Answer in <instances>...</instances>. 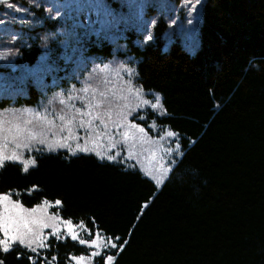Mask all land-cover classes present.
<instances>
[{
	"label": "trees",
	"instance_id": "16d2710c",
	"mask_svg": "<svg viewBox=\"0 0 264 264\" xmlns=\"http://www.w3.org/2000/svg\"><path fill=\"white\" fill-rule=\"evenodd\" d=\"M18 3L24 1H0V11ZM39 15L41 26L10 34V42L23 41L11 68L0 63V111L39 108L45 94L79 85L68 79L69 56L133 59L138 86L158 94L166 112L150 119L179 134L183 157L158 189L139 170L91 154H38L27 171L16 163L1 168L0 194H18L13 199L27 208L61 201L54 211L62 219L116 241L113 264H264V0H205L193 53L167 47L164 20L145 45L132 29L116 54L114 42L72 16L54 18L45 7ZM44 44L51 55L44 84L23 80L18 69L37 65ZM87 254L70 239L51 238L40 255L15 246L0 251V260L70 264L71 256Z\"/></svg>",
	"mask_w": 264,
	"mask_h": 264
},
{
	"label": "rangeland",
	"instance_id": "374dc122",
	"mask_svg": "<svg viewBox=\"0 0 264 264\" xmlns=\"http://www.w3.org/2000/svg\"><path fill=\"white\" fill-rule=\"evenodd\" d=\"M23 1L14 4V9L7 7L8 11H0V63L10 68L17 60L16 44L20 39L15 37L10 42V34L18 35L20 30L41 26V7H45L54 18L66 14L72 16L78 25L114 42L116 54L124 52L118 40L132 29L141 33L142 45L152 41L154 28L160 20L168 23V30L164 34L167 47L177 45L193 53L200 43L199 29L205 4V0ZM15 27L22 29L14 30ZM43 51L45 54L37 65H22L18 69L19 73L23 72V80L36 78L42 81L40 85L44 84L45 75L51 67V55L46 44L43 45ZM74 60L69 56L72 74L68 79L77 80L79 85L52 97L45 94L46 101L39 108L0 111L2 166L13 162L24 169V162H27L30 169L35 165L31 161L40 153L67 151L70 155L94 154L101 160L137 169L157 188H162L183 156L181 138L169 128L158 126L155 120L147 128L138 124L148 120L149 112L159 117L165 116L160 96L144 93L139 88L133 59L122 60L116 56L110 62L93 59L86 63L74 56ZM86 68L89 69L83 74ZM52 78L55 79L54 76ZM10 156L19 159H5ZM108 156L115 159L108 160ZM49 204L48 213L60 217L52 211L60 204ZM66 221L70 220L60 217L58 236L53 235L52 229H43L46 245L51 238L60 241L70 239L88 250L87 255H82L84 261L74 259L80 256H71L70 264H96V260L102 256L105 257V264H113L112 254L119 251V246H109L110 243H116L114 240L99 233L92 235L82 224L76 225L72 221L73 231L70 233ZM73 234L75 239L72 238ZM97 234L100 236V247L92 244ZM2 238L3 233L0 232ZM80 240L86 243L81 244ZM46 248L37 249L34 254L39 255ZM108 256L113 259L109 261Z\"/></svg>",
	"mask_w": 264,
	"mask_h": 264
},
{
	"label": "snow or ice",
	"instance_id": "6c2138e0",
	"mask_svg": "<svg viewBox=\"0 0 264 264\" xmlns=\"http://www.w3.org/2000/svg\"><path fill=\"white\" fill-rule=\"evenodd\" d=\"M147 103V101L145 102ZM155 107V105H153ZM90 124V122H89ZM83 122L81 127H83ZM143 130V129H141ZM171 135V133H169ZM66 145H62L65 147ZM86 151V149H85ZM108 160L115 159L113 156H108ZM5 159L14 160L19 159L17 156L6 157ZM3 161L0 160V166H2ZM25 163L24 171L28 170L27 162ZM31 163L34 165L35 160ZM13 195H18L14 193L0 194V232L3 233V238L0 239V251L7 253L12 250L14 245L23 246L25 249L31 250L33 253L37 252V249H42L47 247L45 244V236L43 229H52L53 235H59V221L60 217L55 215H50L47 211L51 205L48 201L42 204H37L33 207H25L19 199H13ZM61 201L56 200L55 204L59 205ZM68 231L71 233L73 231V226L71 221H66ZM75 239V235L72 236ZM100 240L99 234H97L96 239L92 241V244L96 247L101 245L98 243ZM81 244H85L84 240H80ZM105 243H108L105 241ZM111 248H117L116 243H110ZM19 258V257H18ZM32 260V257H28ZM77 259L79 262L84 261V257L80 256ZM112 256H108V260L111 261ZM0 264H3V260H0ZM33 264L35 262L33 261Z\"/></svg>",
	"mask_w": 264,
	"mask_h": 264
}]
</instances>
